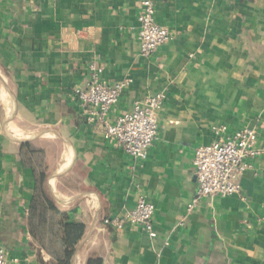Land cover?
Returning a JSON list of instances; mask_svg holds the SVG:
<instances>
[{"label": "crops", "instance_id": "crops-1", "mask_svg": "<svg viewBox=\"0 0 264 264\" xmlns=\"http://www.w3.org/2000/svg\"><path fill=\"white\" fill-rule=\"evenodd\" d=\"M141 2L0 0V247L13 264H55L27 226L34 176L20 155L25 141L46 150L59 207L86 223L74 264L90 253L104 264H264V154L240 176L239 193L203 197L188 213L197 146L246 127L264 143V0H155L172 38L149 56L138 41ZM93 62L108 83L132 79L111 122L165 94L145 159L88 123L70 96L88 84ZM140 196L155 205V238L104 224Z\"/></svg>", "mask_w": 264, "mask_h": 264}, {"label": "built area", "instance_id": "built-area-1", "mask_svg": "<svg viewBox=\"0 0 264 264\" xmlns=\"http://www.w3.org/2000/svg\"><path fill=\"white\" fill-rule=\"evenodd\" d=\"M138 21L142 55L153 54L172 38L171 30L157 21L155 0H142ZM89 71L88 84L75 87L70 96L87 111L88 123L101 127L105 137L115 138L133 158L145 159L158 137V111L164 104L165 94L156 92L144 97L130 111L111 122L109 113L132 79L108 83L101 78L102 68L95 62L90 64ZM257 143V131L246 127L229 135H218L211 143L196 147L193 163L198 187L188 205V213L203 197L215 199L240 192V176L251 167L252 159L264 154V143L262 146H257ZM154 216L155 205L147 197L140 196L134 208L105 218L104 224L119 230L129 223L143 228L151 238H155ZM15 261L0 247V264H13Z\"/></svg>", "mask_w": 264, "mask_h": 264}, {"label": "trees", "instance_id": "trees-1", "mask_svg": "<svg viewBox=\"0 0 264 264\" xmlns=\"http://www.w3.org/2000/svg\"><path fill=\"white\" fill-rule=\"evenodd\" d=\"M24 165L33 171V197L27 217L33 239L54 259L55 264H74L77 248L86 233V223L76 221L59 207L49 191L47 152L33 141L21 143ZM85 264H104L97 253H90Z\"/></svg>", "mask_w": 264, "mask_h": 264}]
</instances>
